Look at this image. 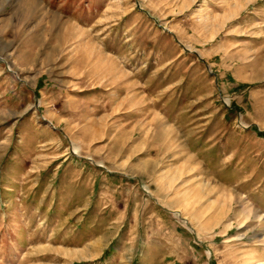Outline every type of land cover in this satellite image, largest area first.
I'll list each match as a JSON object with an SVG mask.
<instances>
[{
    "label": "rangeland",
    "instance_id": "1",
    "mask_svg": "<svg viewBox=\"0 0 264 264\" xmlns=\"http://www.w3.org/2000/svg\"><path fill=\"white\" fill-rule=\"evenodd\" d=\"M0 264H264V0H0Z\"/></svg>",
    "mask_w": 264,
    "mask_h": 264
},
{
    "label": "water",
    "instance_id": "2",
    "mask_svg": "<svg viewBox=\"0 0 264 264\" xmlns=\"http://www.w3.org/2000/svg\"><path fill=\"white\" fill-rule=\"evenodd\" d=\"M187 50V49H186Z\"/></svg>",
    "mask_w": 264,
    "mask_h": 264
}]
</instances>
